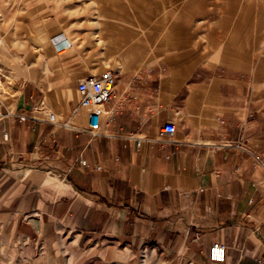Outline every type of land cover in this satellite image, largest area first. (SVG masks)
<instances>
[{"label": "crops", "instance_id": "0c3cea01", "mask_svg": "<svg viewBox=\"0 0 264 264\" xmlns=\"http://www.w3.org/2000/svg\"><path fill=\"white\" fill-rule=\"evenodd\" d=\"M58 20L28 23L19 70L3 59L16 83L0 100V264H264V65L134 52L93 65L54 52L57 33L74 47ZM105 69L104 110L122 106L92 135L76 84Z\"/></svg>", "mask_w": 264, "mask_h": 264}, {"label": "rangeland", "instance_id": "374dc122", "mask_svg": "<svg viewBox=\"0 0 264 264\" xmlns=\"http://www.w3.org/2000/svg\"><path fill=\"white\" fill-rule=\"evenodd\" d=\"M49 17L72 30L74 47L59 54L93 65L133 52L163 65L182 56L264 65V0H0V100L16 83L3 59L15 58L19 70L22 32Z\"/></svg>", "mask_w": 264, "mask_h": 264}, {"label": "built area", "instance_id": "2783aa9c", "mask_svg": "<svg viewBox=\"0 0 264 264\" xmlns=\"http://www.w3.org/2000/svg\"><path fill=\"white\" fill-rule=\"evenodd\" d=\"M53 45L56 47L57 51H60L64 45H68L67 40L63 35H58L53 38ZM116 73L112 72L110 69H105L97 73L90 74L83 77L77 81L76 91L78 100L73 109L74 113L79 111L87 112V128L89 133L96 135L105 120L106 124H110L114 119L115 115L118 113L120 107L122 106V100H116L115 104L110 110H104V104L109 102L115 97V87H116ZM137 78L134 77L133 80ZM20 121L26 119L23 114H18ZM47 121L55 123L56 115L53 112H47ZM176 132V126L172 122H165L158 130V135L163 138H170ZM7 140V134L5 131L1 132L0 142L3 143ZM141 144L140 140L136 141V145ZM36 151H38L36 149ZM255 160L260 167H264V162H262L257 156ZM80 164L86 166L87 163L84 159H80ZM99 169V167H97ZM236 171V170H235ZM226 246L220 242H214L209 248V259L212 262L220 263L225 259Z\"/></svg>", "mask_w": 264, "mask_h": 264}, {"label": "bare ground", "instance_id": "6f19581e", "mask_svg": "<svg viewBox=\"0 0 264 264\" xmlns=\"http://www.w3.org/2000/svg\"><path fill=\"white\" fill-rule=\"evenodd\" d=\"M67 42H68V41H67ZM68 48H70L69 43H68V45H64L60 51H57V53H59V52H61V51H64L65 49H68Z\"/></svg>", "mask_w": 264, "mask_h": 264}, {"label": "water", "instance_id": "95a60500", "mask_svg": "<svg viewBox=\"0 0 264 264\" xmlns=\"http://www.w3.org/2000/svg\"><path fill=\"white\" fill-rule=\"evenodd\" d=\"M8 80V79H7ZM9 82V81H8ZM10 85H12V83L10 84Z\"/></svg>", "mask_w": 264, "mask_h": 264}]
</instances>
